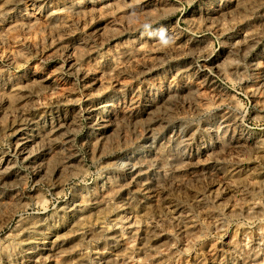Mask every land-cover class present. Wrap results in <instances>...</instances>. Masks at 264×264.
<instances>
[{"label": "rangeland", "instance_id": "1", "mask_svg": "<svg viewBox=\"0 0 264 264\" xmlns=\"http://www.w3.org/2000/svg\"><path fill=\"white\" fill-rule=\"evenodd\" d=\"M263 61L264 0H0V264H264Z\"/></svg>", "mask_w": 264, "mask_h": 264}, {"label": "bare ground", "instance_id": "2", "mask_svg": "<svg viewBox=\"0 0 264 264\" xmlns=\"http://www.w3.org/2000/svg\"><path fill=\"white\" fill-rule=\"evenodd\" d=\"M163 2H164V1H163ZM210 19H211V18H210ZM151 35H152V34H151ZM157 36H158V35H157ZM149 37H150V36H149ZM251 45H252V44H251ZM250 49H251V48H250ZM139 53H140V52H139ZM259 53H260V52H259ZM132 55H134V54H132ZM262 56H263V55H262ZM124 58H125V57H124ZM206 58H207V57H206ZM120 61H121V60H120ZM258 61H260V60H258ZM216 62H217V60H216ZM263 62H264V61H263ZM210 63H212V62H210ZM252 63H253V62H252ZM121 64H122V63H121ZM200 64H201V63H200ZM261 64H262V63H261ZM73 65H74V64H73ZM96 65H97V64H96ZM212 65H213V63H212ZM216 65H217V64H216ZM218 65H219V64H218ZM202 66H203V65H202ZM213 66H214V65H213ZM220 66H221V65H220ZM250 66H251V65H250ZM255 66H258V64L255 65ZM263 66H264V63H263ZM207 67H208V66H207ZM207 67L205 66V67H203V68H207ZM209 67H212V66H209ZM215 67H217V66H215ZM184 68H185V67H183V69H184ZM203 68H202V69H203ZM219 68H220V67H219ZM260 68H261V67H260ZM260 68L258 67L257 71H258V73H259V75H260L261 77L258 75V78H255V79H256V80L259 79V82H260V78H261V79H262L261 81L264 82V69H262V68L260 69ZM96 69H97V68H96ZM92 70H93V69H92ZM219 70H220V69H219ZM221 70H222V69H221ZM190 71H191V70H190ZM255 71H256V69H255ZM72 72H73V70H72ZM203 72H204V71H203ZM216 72H217V71H216ZM236 72H237V71H236ZM255 73H256V72H255ZM202 74H203V73H202ZM220 74H221V73H220ZM253 74H254V73H253ZM256 75H257V74H256ZM195 76L197 77V75H195ZM208 76H209V75H207V77H208ZM211 76H212V75H211ZM204 77H205V76H204ZM201 78H202V77H201ZM201 78H200V79H201ZM194 79H195V78H194ZM203 79H204V78H203ZM203 79H202V80H203ZM205 79H206V78H205ZM205 79H204V80H205ZM210 79H211V77H210ZM255 79H254V80H255ZM181 80H182V79H181ZM181 80H180V81H181ZM183 80H184V79H183ZM202 80H201V81H202ZM211 80H212V79H211ZM193 81H194V80H193ZM193 81H192V82H193ZM198 81H199V80H198ZM198 81H197V82H198ZM201 81H200V83H201ZM208 81H210V80H208ZM192 82H191V83H192ZM189 83H190V82H189ZM198 83H199V82H198ZM198 83H197V84H198ZM194 84H195V83H194ZM202 84H203V82H202ZM208 84H209V83H208ZM247 84H248V83H247ZM186 85H187V84H186ZM198 85H199V84H198ZM198 85H196L197 98H198V95H200V92L204 91V90L201 91V88H200V86L198 87ZM204 85H205V84H204ZM160 86H161V85H160ZM176 86H177V87H180V86H178V85H176ZM263 86H264V85H262V87H263ZM150 88H151V87H150ZM169 88H170V87H169ZM171 88H172V87H171ZM175 88H176V87H175ZM203 88H205V87H203ZM247 88H248V87H247ZM250 88H251V87H250ZM161 89H162V88H161ZM173 89H174V88H173ZM217 89H218V88H217ZM162 90H163V89H162ZM164 90H165V88H164ZM177 90H178V89H177ZM177 90H176V91H177ZM210 90H211V89H210ZM215 90H216V89H215ZM216 91H217V90H216ZM216 91H214V92H216ZM160 92H161V90H160ZM178 92H179V91H178ZM185 92H186V89H185ZM185 92H184V93H185ZM206 92H208V91H206ZM206 92H205V93H206ZM217 92H218V91H217ZM217 92H216V93H217ZM164 93H165V91H164ZM179 93H181V91H180ZM205 93H204V94H205ZM216 93H215V94H216ZM161 94H162V93H161ZM208 94H209V93H208ZM212 94H214V93H212ZM152 95H153V94H152ZM176 95H177V94H176ZM192 95H193V94H191V96H192ZM201 95H202V93H201ZM216 95H217V94H216ZM223 95H224V94H223ZM225 95H226V94H225ZM167 96L169 97V96H171V94H170V95H167ZM177 96H178V95H177ZM152 97H153V96H152ZM163 97H164V96H163ZM193 97L196 98V96H193ZM202 97H203V96H202ZM209 97H210V96H209ZM113 98H115V97H113ZM165 98L167 99L166 96H165ZM174 98H175V97H174ZM195 98H194V100H193L194 102L196 101ZM197 98H196V99H197ZM199 99H200V98H199ZM103 100H104V99H103ZM150 100H151V99H150ZM200 100H201V99H200ZM205 100H206V99H205ZM220 100H221V99H220ZM154 101H155V100H154ZM165 101H166V100H165ZM198 101H199V100H198ZM203 101H204V100H203ZM203 101H202V102H203ZM166 102H167V101H166ZM194 102H193V103H194ZM196 102H197V101H196ZM220 102H221V101H220ZM220 102H218V103H220ZM257 102H258V101H257ZM198 103H200V102H198ZM205 103H207V102H205ZM162 104H164V103H162ZM207 104H208V103H207ZM233 104H234V103H233ZM257 104H258V103H257ZM259 104H260V103H259ZM134 105H135V104H134ZM152 105H153V104H152ZM152 105H151V106H152ZM155 105H157V104H155ZM194 105H195V104H194ZM209 105H210V104H209ZM236 105H237V104H236ZM130 106H131V105H130ZM162 106H164V105H162ZM199 106H202V105L200 104ZM199 106H198V107H199ZM203 106H204V105H203ZM203 106H202V108H203ZM205 106H207V105L205 104ZM205 106H204V107H205ZM132 107H133V106H132ZM153 107H155V106H153ZM164 107H165V106H164ZM196 107H197V106L195 105V108H196ZM211 107H212V106H211ZM123 108H124V107H123ZM130 108H131V107H130ZM165 108H166V107H165ZM151 109H152V108H151ZM155 109H156V108H155ZM196 109H197V108H196ZM207 109H209V108H207ZM149 110H150V109H149ZM152 110H153V109H152ZM156 110H157V109H156ZM161 110H162V109H161ZM193 110H195V109H193ZM209 110H210V109H209ZM122 111H123V110H122ZM197 111H198V110H197ZM202 111H203V110H202ZM207 111H208V110H207ZM129 112H130V111H129ZM165 112H166V111H165ZM168 112H169V111H168ZM222 112H223V111H222ZM99 113H100V111H99ZM205 113H206V112H205ZM123 114H125V113H123ZM129 114H131V113H129ZM149 114H150V113H149ZM164 114H165V113H164ZM107 115H108V114H107ZM134 115H135V114H134ZM146 115H148V114H146ZM165 115H166V114H165ZM218 115H219V114H218ZM220 115H221V114H220ZM227 115H228V114H227ZM127 116H129V115L127 114ZM132 116H133V115H132ZM135 116H136V115H135ZM162 116H163V115H162ZM167 116H168V115H166L165 117H167ZM222 116H223V115H222ZM222 116H221V117H222ZM225 116H226V115H225ZM154 117H158V116H155V115H154ZM181 117H182V116H181ZM228 117H229V116H228ZM127 118H128V117H127ZM141 118H142V117H141ZM143 118H144V117H143ZM229 118H230V117H229ZM100 119H101V118H100ZM102 119H103V118H102ZM132 119H133V118H132ZM136 119H137V117H136ZM152 119H153V118H152ZM164 119H165V118H164ZM219 119H220V118H219ZM37 120H38V119H37ZM107 120H108V119H107ZM138 120H140V119H138ZM158 120H159V119H158ZM228 120H229V119H228ZM233 120H234V119H233ZM233 120H232V121H233ZM28 121H29V120H28ZM213 121H215V120H213ZM102 122H103V121H102ZM108 122H109V120H108ZM158 122H159V121H158ZM189 122H190V121H189ZM219 122H220V121H219ZM233 122H234V121H233ZM233 122H232V123H233ZM109 123H110V122H109ZM109 123H106V122H105V124H107V125H108ZM111 123H112V122H111ZM114 123H115V122H114ZM154 123H155V122H154ZM160 123H161V122H160ZM160 123H159V124H160ZM162 123H164V121H163ZM214 123H216V122H214ZM214 123H213V124H214ZM229 123H230V122H229ZM232 123H231V124H232ZM235 123H236V122H235ZM101 124H102V123H101ZM136 124H137V123H136ZM145 124H146V123H145ZM147 124H149V123H147ZM159 124H158V127H159ZM207 124H208V123H207ZM207 124H206V125H207ZM243 124H244V123H243ZM103 125H104V124H102V126H103ZM137 125H138V124H137ZM160 125L162 126V124H160ZM211 125H212V124H211ZM214 125H215V124H214ZM214 125H213L212 127H214ZM235 125H236V124H235ZM97 126H98V125H97ZM109 126H110V125H109ZM149 126H151V125H149ZM152 126H153V124H152ZM154 126H155V125H154ZM156 126H157V125H156ZM219 126H220V124L218 125V127H219ZM231 126H232V125H231ZM231 126L228 127V126H226V125L224 124V126H222V129H220V130H218V128L215 129V130H217V131H214V133H215L214 136H215L216 142H212L210 145H208L207 147H205L204 149H202L203 152H204V155H206L207 157L210 155L213 159H214L215 155L218 156V155L220 154V156H221V153H219L220 151H219V152H216V151L214 150V147L222 142L223 138H225V137L227 136V134H226L227 132L230 133V127H231ZM233 126H234V123H233ZM26 127H27V126H26ZM59 127H60V126H59ZM59 127H57V128H59ZM98 127H99V126H98ZM146 127H147V126H146ZM197 127H198V126H197ZM208 127H209V125H208ZM242 127H243L242 125H240V126L238 127V128L240 129V134H241V136L239 137L240 139L238 138V140H236V137H235V136H232V138H233V137L235 138V139L233 138V139L235 140V141H234V144H235V146H236V149H238V150H239V148H238L237 146H240V143L242 144V143L244 142V141L239 142V140L246 139L247 141H250V142L252 141V140H251V137H250L249 135L245 134L244 129H243L244 127H243V128H242ZM34 128H35V127H34ZM53 128H54V127H53ZM57 128H56V129H57ZM114 128H115V127H114ZM179 128H180V127H179ZM179 128H178V129H179ZM204 128H205V127H204ZM209 128H211V127H209ZM54 129H55V128H54ZM98 129H99V128H98ZM103 129H104V128H103ZM107 129H108V128H107ZM110 129H111V128H110ZM115 129H116V128H115ZM160 129H162V128H160ZM193 129H194V128H193ZM234 129H237V128L234 127ZM34 130H35V129H34ZM101 130H102V129H101ZM156 130H157V129H156ZM203 130H204V129H203ZM206 130H207V129H206ZM111 131H112V130H111ZM111 131H110V134H111ZM115 131H116V130H115ZM173 131H174V130H173ZM180 131H181V130H180ZM223 131L226 132L225 135H224V133H223L224 136H222V134L220 133V132H223ZM233 131L235 132V130H233ZM24 132H25V131H24ZM51 132H52V131H51ZM89 132H90V131H89ZM157 132H158V131H157ZM177 132H178V131H177ZM187 132H188V131H187ZM49 133H50V132H49ZM53 133H54V132H53ZM97 133H98V132H97ZM101 133H102V132H101ZM104 133H105V132H104ZM104 133H102V134H104ZM149 133L155 135V133L153 132V130H149ZM188 133H189V132H188ZM210 133H211V132H210ZM212 133H213V132H212ZM31 134H32V133H31ZM56 134H57V133H56ZM123 134H124V133H123ZM142 134H143V133H142ZM180 134H182V132H181ZM236 134H237V133H236ZM52 135H54V134H52ZM95 135H96V134H95ZM99 135H100V134H99ZM105 135H106V134H105ZM105 135H104V136H105ZM111 135H112V134H111ZM113 135H114V134H113ZM154 135H153V136H154ZM178 135H179V133H178ZM199 135H200V134H199ZM237 135H238V134H237ZM43 136H44V135H43ZM109 136H110V135H109ZM147 136H148V135H147ZM176 136H177V135H176ZM209 136H210V135H209ZM214 136H213V137H214ZM253 136H254V135H253ZM39 137H40V136H39ZM48 137H49V136H48ZM88 137H89V136H88ZM90 137H91V134H90ZM105 137H106V136H105ZM116 137H117V135H116ZM125 137H126V136H125ZM149 137H150V136H149ZM161 137H162V136H161ZM184 137H185V135H184ZM194 137H195V136H194ZM198 137H199V136H198ZM227 137H228V136H227ZM230 137H231V136H230ZM237 137H238V136H237ZM54 138H55V137H54ZM56 138H57V137H56ZM94 138H95V137H94ZM106 138H107V137H106ZM112 138H113V137H112ZM152 138H153V137H152ZM152 138H151V139H152ZM168 138H169V137H168ZM173 138H174V137H173ZM204 138H205V137H204ZM261 138H262V137H261ZM263 138H264V137H263ZM95 139L97 140V138H95ZM103 139H104V137H103ZM116 139H117V138H116ZM134 139H135V138H134ZM169 139H170V138H169ZM213 139H214V138H213ZM213 139H212V141H214ZM225 139H229V138H225ZM230 139H231V138H230ZM255 139H257V140H255ZM255 139H253V141H252V143H254V144H252V145L256 148L255 151H256V152L258 151V153H260L261 155L264 156V141H263L262 139H260L259 137H258V138H255ZM48 140H49V139H48ZM50 140H51V139H50ZM50 140H49V142H50ZM87 140H88V139H87ZM100 140H101V139H100ZM107 140H108V139H107ZM113 140H114V139H113ZM156 140H157V139H156ZM174 140H175V139H174ZM200 140H201V139H200ZM200 140H199V141H200ZM210 140H211V139H210ZM231 140H232V139H231ZM21 141H22V140H21ZM28 141H29V140H28ZM54 141H55V140H54ZM91 141H92V140H91ZM97 141H98V140H97ZM105 141H106V140H105ZM151 141H152V140H151ZM175 141H177V140H175ZM178 141H179V140H178ZM191 141H192V139H191ZM225 141H226V143H227V140H225ZM98 142H99V141H98ZM100 142L102 143L103 141H100ZM114 142H115V141H114ZM116 142H117V141H116ZM156 142H158V141H156ZM223 142H224V141H223ZM18 143H19V142H18ZM57 143H58V142H57ZM57 143L55 142L54 144H57ZM89 143H90V142H89ZM145 143H146V142H145ZM150 143H151V142H150ZM209 143H210V142H209ZM231 143H232V142H231ZM19 144H20V143H19ZM29 144H30V143H29ZM111 144H112V143H111ZM115 144H116V143H115ZM123 144H124V143H123ZM165 144H166V143H165ZM174 144H175V143H174ZM200 144H201V143H200ZM203 144H204V142H203ZM206 144H207V143H206ZM224 144H225V143H224ZM224 144H222V147H223ZM244 144H245V143H244ZM246 144H247V143H246ZM37 145H38V144H37ZM51 145H52V144L50 143V146H51ZM98 145H99V144H98ZM103 145H104V142L102 143V147H103ZM105 145H106V142H105ZM135 145H137V144H135ZM151 145H152V144H151ZM162 145H163V144H162ZM196 145H197V144H196ZM198 145H199V144H198ZM242 145H243V144H242ZM242 145H241V146H242ZM26 146H27V145H26ZM39 146H40V145H39ZM92 146H93V145H92ZM123 146H124V145H123ZM137 146H138V145H137ZM154 146H155V145H154ZM165 146H167V145H165ZM165 146H163V148H164ZM180 146H181V145H180ZM190 146H191V145H190ZM226 146L228 147V145H226ZM230 146H232V145L230 144ZM230 146H229V147H230ZM235 146H233V147H235ZM246 146H249V145H246ZM253 146H252V147H253ZM23 147H24V146H23ZM99 147H100V145H99ZM156 147H157V146H156ZM174 147H175V146H174ZM184 147H185V146H184ZM200 147H201V146H200ZM224 147H225V146H224ZM242 147H243V146H242ZM54 148H55V147H54ZM56 148H57V147H56ZM94 148H95V147H94ZM158 148H159V147H158ZM170 148H171V147H170ZM170 148H169V149H170ZM178 148H179V146H178ZM196 148H197V147H196ZM220 148H221V147H220ZM250 148H251V146H250ZM255 148H254V149H255ZM21 149H22V148H21ZM29 149H30V148H29ZM51 149H52V148H51ZM186 149H187V148H186ZM191 149H192V146H191V148H190L189 150H191ZM221 149H223V148H221ZM221 149H220V150H221ZM225 149H226V147H225ZM227 149H229V148H227ZM227 149H226V150H227ZM233 149H234V148H232V150H233ZM241 149H242V148H241ZM246 149H247V148H246ZM252 149H253V148H252ZM254 149H253V150H254ZM23 150H24V149H23ZM25 150H26V149H25ZM39 150H40V149H39ZM56 150H58V149H56ZM154 150H155V149H154ZM165 150H168V149H165ZM179 150H180V149H179ZM192 150H193V149H192ZM195 150H196V149H195ZM195 150H194V152H195ZM223 150H224V149H223ZM226 150H225V151H226ZM229 150H230V149H229ZM238 150H237V151H238ZM248 150H249V149H248ZM26 151H28V149H27ZM29 151H32V150H29ZM34 151H35V150H34ZM52 151H53V149H52ZM58 151H59V150H58ZM150 151H151V150H150ZM152 151H153V150H152ZM173 151H175V150H173ZM176 151H177V150H176ZM184 151H185V150H184ZM198 151H199V150H198ZM214 151H215V152H214ZM217 151H218V150H217ZM240 151H241V150H240ZM242 151H243V149H242ZM48 152H49V151H48ZM136 152H137V151H136ZM139 152H141V151L139 150ZM155 152H156V151H155ZM180 152H182V151L180 150ZM223 152H224V151H223ZM233 152H234V151H233ZM34 153H35V152H34ZM162 153H163V152H162ZM165 153H166V152H165ZM170 153H171V152H170ZM187 153H188V152H187ZM189 153L191 154V152H189ZM28 154H29V153H28ZM40 154H41V153H40ZM58 154H59V153H58ZM58 154H57V155H58ZM62 154H64V152H63ZM129 154H130V153H129ZM153 154H154V153H153ZM155 154H156V153H155ZM173 154H174V153H173ZM177 154H178V153H177ZM180 154H181V153H180ZM194 154H195V153H194ZM225 154H226V153H224V155H225ZM228 154H229V152H228ZM228 154H227V155H228ZM231 154H232V153H231ZM231 154H230V155H231ZM17 155H18V154H17ZM54 155H56V153H55ZM64 155H65V154H64ZM157 155H158V153H157ZM169 155H170L169 157H171L172 154H169ZM202 155H203V154H202ZM224 155H222V156L224 157ZM233 155H234V153H233ZM27 156H28V155H27ZM116 156H117V155H116ZM182 156H183V155H182ZM206 156H205V157H206ZM217 156H216V159H218ZM263 156H261V157H263ZM43 157H44V156H43ZM53 157H55V156H53ZM53 157H52V158H53ZM57 157H58V156H56V158H57ZM66 157H67V156H66ZM133 157H134V156H133ZM141 157H142V156H141ZM153 157H154V156H153ZM153 157H152V158H153ZM156 157H157V156H155L154 158H156ZM184 157H185V156H184ZM207 157L205 158L206 161H207L208 158L210 159V157H208V158H207ZM225 157H226V156H225ZM56 158H55V159H56ZM59 158H61V157H59ZM63 158H64V157H63ZM63 158H61V159H63ZM129 158H130V157H129ZM152 158H151V159H152ZM164 158H165V157H164ZM172 158H174V157H172ZM172 158H171V159H172ZM192 158H193V156H192ZM57 159H58V158H57ZM131 159H132V157L130 158V160H131ZM138 159H139V158H138ZM157 159H158V158H157ZM166 159H167V158H166ZM168 159H169V158H168ZM171 159L169 160V163H170ZM185 159H186V157H185ZM187 159H188V158H187ZM205 159H204V160H205ZM219 159H220V157H219ZM228 159H229V158H228ZM234 159H235V158H234ZM132 160H133V159H132ZM153 160H154V159H153ZM173 160H174V159H173ZM195 160H197V159H195ZM199 160H200V159H199ZM202 160H203V159H202ZM210 160H211V159H210ZM214 160H215V159H214ZM50 161H51V160H50ZM50 161H49V162H50ZM53 161H54V160H53ZM55 161H56V160H55ZM63 161H64V160H63ZM63 161L61 160V162H63ZM143 161H144V160H143ZM161 161H163V160H162V157H161ZM187 161H188V160H187ZM189 161H190V160H189ZM49 162L45 163V164H47L48 167H50V164L48 165ZM56 162H57V161H56ZM110 162H111V161H110ZM131 162H132V161H131ZM133 162H134V161H133ZM135 162H136V161H135ZM135 162H134V163H135ZM138 162H139V161H138ZM152 162H153V161H152ZM185 162H186V160L183 161V163H185ZM203 162H204V161H203ZM52 163H53V162H52ZM58 163H59V162H58ZM127 163H128V162H127ZM142 163H143V162H142ZM135 164H136V163H135ZM159 164H160V161H159ZM161 164H162V163H161ZM170 164H171V163H170ZM175 164H176V163H175ZM178 164H179V162L177 163V165H178ZM180 164H181V163H180ZM180 164H179V165H180ZM188 164H189V163L187 162V165H188ZM192 164H193V163H192ZM197 164H198V163H197ZM209 164H210V163H209ZM248 164H249V163H248ZM30 165H31V163H30ZM39 165H41V164H39ZM129 165H130V164H129ZM132 165H134V164H132ZM139 165H140V163H139ZM164 165H165V161H164ZM179 165H178V166H179ZM181 165H182V164H181ZM185 165H186V164H185ZM213 165H214V164H213ZM240 165H242V164H240ZM246 165H247V163H246ZM250 165H252V164L250 163ZM250 165H249V167H250ZM11 166H12V165H11ZM35 166H36V165H35ZM42 166H43V165H42ZM68 166H69V165H68ZM158 166H159V165H158ZM161 166H162V165H161ZM174 166H175V165H174ZM189 166H190V165H189ZM219 166H220V165H219ZM4 167H5V166H4ZM36 167H37V166H36ZM56 167H57V166H56ZM163 167H164V166H163ZM175 167H176V166H175ZM198 167H199V166H198ZM214 167H215V166H214ZM239 167H240V166H239ZM243 167H244V166H243ZM243 167H242V168H243ZM254 167H255V166H254ZM45 168H46V166H45ZM51 168H52V167H51ZM63 168H64V167H63ZM147 168H148V167H147ZM166 168H167V167H166ZM188 168H189V167H188ZM194 168H195V167H194ZM207 168H208V167H207ZM212 168H213V167H212ZM221 168H222V167H221ZM233 168H234V167H233ZM244 168H245V167H244ZM247 168H248V167H247ZM250 168H251V167H250ZM7 169H8V168H7ZM7 169H4V170H7ZM36 169H37V168H36ZM43 169H44V168H43ZM52 169H53V168H52ZM131 169H132V168H131ZM142 169H143V168H142ZM157 169H158V168H157ZM178 169H179V168H178ZM205 169H206V168H205ZM205 169H204V170H205ZM208 169H209V168H208ZM213 169H214V168H213ZM216 169H217V168H216ZM226 169H227V168H226ZM230 169H231V168H230ZM234 169H235V168H234ZM240 169H241V168H240ZM245 169H246V168H245ZM251 169H252V168H251ZM253 169H255V168H253ZM253 169H252V171H254ZM1 170H2V169H1ZM1 170H0V171H1ZM55 170H56V169H55ZM64 170H65V169H64ZM158 170H159V169H158ZM166 170H167V169H166ZM201 170H202V169H201ZM206 170H207V169H206ZM209 170H210V169H209ZM218 170H219V169H218ZM249 170H250V169H249ZM255 170H257V169H255ZM258 170H259V168H258ZM258 170H257V171H258ZM48 171H49V170H48ZM58 171H59V170H58ZM66 171H67V170H66ZM196 171H197V169H196ZM202 171H203V170H202ZM202 171H201V172H202ZM220 171H221V170H220ZM236 171H237V170H236ZM240 171H241V170H240ZM246 171H247V170H246ZM260 171H261V170H260ZM260 171H259V172H260ZM263 171H264V170H263ZM3 172H4V171H3ZM3 172L1 171V173H3ZM13 172H14V171H13ZM36 172H37V171H36ZM39 172H40V169H39ZM43 172H44V171H43ZM51 172H52V171H51ZM142 172H143V171H142ZM155 172H156V171H155ZM203 172H205V171H203ZM211 172H212V171H210V173H211ZM226 172H228V171H226ZM247 172H248V171H247ZM247 172H246V173H247ZM255 172H256V171H255ZM259 172H258V173H259ZM1 173H0V174H1ZM4 173H6V171H5ZM62 173H63V172H62ZM131 173H132V172H131ZM207 173H208V172H207ZM207 173H206V174H207ZM210 173H209V174H210ZM213 173H214V172H213ZM219 173H220V172H219ZM232 173H233V172H232ZM241 173H242V172H241ZM263 173H264V172H263ZM16 174H17V173H16ZM37 174H38V173H37ZM50 174H51V173H50ZM52 174H53V173H52ZM110 174H111V173H110ZM217 174H218V173H217ZM242 174H243V173H242ZM247 174H248V173H247ZM259 174H260V173H259ZM12 175H13V174H12ZM40 175H41V174H40ZM60 175H61V172H60ZM60 175H59V176H60ZM62 175H63V174H62ZM113 175H114V174H113ZM161 175H162V174H161ZM210 175H212V174H210ZM210 175H209V176H210ZM213 175H214V174H213ZM226 175H227V174H226ZM231 175H232V174H231ZM237 175H238V173H237ZM239 175H240V173H239ZM244 175H245V173H244ZM249 175H250V174H249ZM249 175H248V176H249ZM251 175L253 176V174H251ZM2 176H3V175H1V178H2ZM10 176H11V174H10ZM124 176H125V175H124ZM138 176H139V175H138ZM140 176H141V175H140ZM140 176H139V177H140ZM216 176H217V175H216ZM220 176H221V174H220ZM228 176H229V175H228ZM245 176H246V175H245ZM255 176H256V175H255ZM262 176H263V175H262ZM55 177H56V176H55ZM139 177H138V180H141V179H139ZM177 177H178V176H177ZM223 177H225V176H223ZM226 177H227V176H226ZM226 177H225V178H226ZM256 177H257V176H256ZM15 178H17V177L15 176ZM59 178H60V177H59ZM219 178H221V177H219ZM239 178H240V177H239ZM247 178H248V177H247ZM260 178H261V177H260ZM262 178H263V177H262ZM262 178H261V180H262ZM248 179H249V178H248ZM254 179H255V178H254ZM17 180H18V179H17ZM43 180H44V179H43ZM263 180H264V179H263ZM3 181H4V179H3ZM169 181H170V180H169ZM171 181H172V179H171ZM176 181H177V179H176ZM250 181H251V180H250ZM0 182H1V181H0ZM172 182H173V181H172ZM9 183H10V182H9ZM13 183L15 184V182H13ZM104 183H105V182H104ZM106 183H107V182H106ZM122 183H124V182H122ZM122 183H121L120 185H122ZM133 183H134V182H133ZM168 183H169V182H168ZM177 183H179V181H178ZM129 184H130V183H128V184H126V185H129ZM139 184H140V183H139ZM156 184H157V183H156ZM3 185H4V184H3ZM126 185H124V186H126ZM118 186H119V185H118ZM146 186H147V184H146ZM149 186H150V185H149ZM14 187H15V186H14ZM115 187H116V186H115ZM121 187H122V186H121ZM133 187H134V186H133ZM16 188H17V187H16ZM145 188H146V187H145ZM136 189H138V188H136ZM136 189H135V190H136ZM149 189H150V187H149ZM0 190H1V189H0ZM111 190H112V192H113V186H112V189H111ZM125 190H126V189H125ZM127 190H128V189H127ZM131 190H132V189H131ZM138 190H139V189H138ZM142 190H143V189H142ZM155 190H156L155 192L158 191L157 189H155ZM106 191H107V190H106ZM116 191H117V190H116ZM116 191H115V192H116ZM0 192H1V191H0ZM123 192H124V191H123ZM142 192H143V191H142ZM159 192H160V191H159ZM108 193H109V192H108ZM1 194H3V198H4V193H1ZM18 194H19V193H18ZM95 194H96V193H95ZM111 194H112V193H111ZM150 194H152V193H150ZM154 194H156V193H154ZM154 194H152V195L154 196ZM158 194H159V193H158ZM97 195H99V194H97ZM147 195H148V194H147ZM0 196L2 197V195H0ZM89 196H90V194H89ZM100 196H101V195H100ZM125 196H126V194H125ZM127 196H128V195H127ZM139 196H140V195H139ZM142 196H143V195H142ZM142 196H141V197H142ZM161 196H163V195H161ZM161 196H160V197H161ZM11 197H12V196H11ZM81 197H82V196H81ZM95 197H96V196H95ZM121 197H122V196H121ZM6 198H7V196H6ZM91 198H92V197H91ZM93 198H94V197H93ZM98 198H99V197H98ZM102 198H103V197H102ZM155 198H156V197H155ZM7 199H8V198H7ZM7 199H6V200H7ZM83 199H84V197H83ZM99 199H100V198H99ZM104 199H105V198H104ZM104 199H103V200H104ZM88 200H89V199H88ZM90 200H91V199H90ZM106 200H107V199H106ZM160 200H162V199H159V201H160ZM2 201H3V199H2ZM15 201H16V200H15ZM91 201H92V200H91ZM149 201H150V200H149ZM157 201H158V200H157ZM165 201H166V200H165ZM84 202H85V201H84ZM86 202H87V201H86ZM88 202H89V201H88ZM98 202H100V201H98ZM101 202H102V200H101ZM104 202H105V201H104ZM106 202H107V201H106ZM106 202H105V203H106ZM140 202H141V201H140ZM151 202H152V200H151ZM0 203H1V202H0ZM9 203H10V202H9ZM11 203H12V202H11ZM76 203H77V202H76ZM105 203H104V205H105ZM155 203H156V202H155ZM2 204H3V202H2ZM5 204H6V202H5ZM7 204H8V203H7ZM83 204H84V203H83ZM145 204H146V203H145ZM148 204H149V203H148ZM148 204H147V205H148ZM150 204H151V203H150ZM166 204H167V203H166ZM166 204H165V205H166ZM102 205H103V203H102ZM161 205H162V204H161ZM81 206H82V205H81ZM95 206H96V205H95ZM166 206L168 207V204H167ZM170 206H171V204H170ZM178 206H179V205H178ZM84 207H85V206H84ZM172 207H173V206H172ZM180 207H181V206H180ZM80 208H81V207H80ZM85 208H86V207H85ZM174 208H175V207H174ZM174 208H173V210H174ZM171 209H172V208H171ZM176 211H177V210H176ZM176 211H175V212H176ZM181 211H182V210H181ZM181 211H180V212H181ZM182 212H183V211H182ZM171 213H172V212H171ZM178 213H179V212H178ZM180 216H182V214H181ZM188 216H189V215H188ZM171 217H172V216H171ZM183 217H184V215H183ZM183 217H182V218H183ZM178 218H179V217H178ZM180 218H181V217H180ZM182 218H181V219H182ZM186 218H187V217H186ZM78 219H79V218H78ZM171 219H172V218H171ZM174 219H175V218H174ZM176 220H177V219H176ZM178 220H180V219H178ZM184 220H185V219H184ZM187 225H188V224H187ZM135 230H136V229H135ZM155 236H156V235H155ZM125 238H126V237H125ZM121 239H122V238H121ZM127 243H128V242H127ZM219 245H220V244H219ZM222 245H223V244H222ZM227 246H228V244H227ZM215 247H216V246H215ZM228 247H229V246H228ZM206 248H207V247H206ZM211 248H212V247H211ZM221 248H224V247H220V249H221ZM214 249H215V248H213V250H214ZM220 249H219V250H220ZM32 250H33V249H32ZM213 250H209L208 253H207V254H208V257H207V258H209V261H211L212 264H224L223 262H225V261H223V259L221 258V257H222V256H220L221 253H219L218 251H213ZM221 250H222V249H221ZM226 250H227V249H226ZM232 251H233V250H232ZM29 253H30V252H29ZM235 254H237V253H235ZM204 255H206V254H204ZM221 255H222V254H221ZM237 255H238V254H237ZM201 256H202V255H201ZM228 256H229V255H228ZM231 256H232V255H231ZM233 256H234V255H233ZM107 258H108V257H107ZM109 258H110V257H109ZM199 258H200V257H199ZM199 258H198V259H199ZM228 258L231 259L230 256H229ZM239 258H240V257H239ZM100 259H101V258H100ZM104 259H105V258H104ZM168 259H169V258H168ZM195 259H196V258H195ZM198 259H196V260H198ZM203 259H204V258H203ZM237 259H238V258H237ZM173 260H174V258H173ZM199 260H201V259H199ZM204 260H205V259H204ZM227 260H228V259H227ZM104 261H105V260H104ZM193 261H194V259H193ZM205 261H206V260H205ZM230 261H231V260H230ZM109 262H110V261H109ZM171 262H172V261H171ZM178 262H179V261H178ZM188 262H189V261H188ZM207 262H208V259H207ZM228 262H229V261H228ZM242 262H243V260H242ZM251 262H252V261H251ZM110 263H111V262H110ZM167 263H168V262H167ZM174 263H175V262H174ZM205 263H206V262H205ZM234 263H235V262H234ZM238 263H239V262H238ZM171 264H172V263H171ZM183 264H184V263H183ZM193 264H204V263H202L201 261H195ZM232 264H233V263H232ZM242 264H243V263H242Z\"/></svg>", "mask_w": 264, "mask_h": 264}]
</instances>
